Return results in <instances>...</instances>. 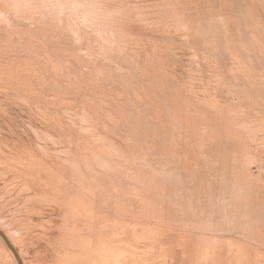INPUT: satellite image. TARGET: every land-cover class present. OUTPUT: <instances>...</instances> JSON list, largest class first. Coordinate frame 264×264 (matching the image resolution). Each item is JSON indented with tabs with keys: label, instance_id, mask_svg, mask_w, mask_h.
Masks as SVG:
<instances>
[{
	"label": "rangeland",
	"instance_id": "374dc122",
	"mask_svg": "<svg viewBox=\"0 0 264 264\" xmlns=\"http://www.w3.org/2000/svg\"><path fill=\"white\" fill-rule=\"evenodd\" d=\"M109 3L111 11L125 4L139 7L138 12L143 14L142 19L134 15L136 23L127 27H123L125 22L112 29L100 27L97 32L104 38L92 37L96 45L104 42L112 49L123 47L128 55L114 50L109 55L113 62L77 43L61 23L43 24L42 29L55 39L65 35L66 41L62 42L61 37L58 41L60 47L64 43L76 56L100 63L94 62L98 67L95 78L101 84L85 86L93 102L106 111L121 106L122 114L127 116L134 111L139 117L155 121L162 131L150 129L148 123L140 128L141 140L130 153L134 160L130 162L108 144L102 146L104 141H98L97 136L80 134L75 146H62L54 141L64 136L62 128L61 135L56 129L50 132L54 141L51 146L42 145L33 133L20 135L29 125L26 115L8 121L0 113V233L21 264H264V0ZM158 20L161 23L156 29L149 24ZM35 39L48 45L41 33ZM25 42L32 47L24 44L19 49L21 62L27 58L25 53L34 56L42 50L29 36ZM60 60V77L66 82L42 93L48 101L64 97L66 90L75 86L70 80L72 75L63 70H83L67 56L62 55ZM4 64L10 66L8 76L16 80L10 59ZM107 71L111 76L107 77ZM38 76L36 71L34 79L29 80L35 91L42 86ZM128 90L133 99L139 96L143 108L134 105ZM66 103L62 106L75 104L67 97ZM1 104L0 109L6 108L5 103ZM167 105L181 114L175 132L173 118L165 114ZM51 107L55 112L56 107ZM111 118L120 124L123 117L113 114ZM65 121L68 119L64 115ZM7 126L20 133L11 134ZM146 138L154 153L146 150ZM75 149L93 164L92 172L89 170L93 180L87 179L108 186L112 193L122 191L123 199L135 200L118 184L125 183L133 191L142 182L165 184L171 198L168 194L169 201L163 205L130 200L120 203L122 208L112 200L111 211L108 208L96 220L81 214L79 221L84 219L89 224L77 226L75 214L60 198V190L82 183L84 175L78 172L76 163L71 166V160L62 170L66 179L59 186L50 174V161L56 156L68 161ZM154 169L165 172L164 177L156 178ZM149 204L156 207L152 210ZM0 264H19L1 236Z\"/></svg>",
	"mask_w": 264,
	"mask_h": 264
},
{
	"label": "bare ground",
	"instance_id": "6f19581e",
	"mask_svg": "<svg viewBox=\"0 0 264 264\" xmlns=\"http://www.w3.org/2000/svg\"><path fill=\"white\" fill-rule=\"evenodd\" d=\"M109 1L110 0H0V105H2L1 103L6 104V108L4 109L1 108L2 110L0 109L1 111L0 113L2 117L8 121H13L15 118L19 117V115L21 116L26 115L28 120H30L29 125L27 126L28 128H24L23 131L21 130L22 133H20V131L18 132L14 128H10L7 126L11 134L20 133V135L22 136L23 135L28 136L31 133H33L34 135H36L37 138L39 136V140L43 143L42 145H45V146H51L50 142L52 143L54 141L60 143V145L62 146H67V145L75 146L74 143L76 142L78 138H80L81 136L80 134H84L87 136L92 135L93 138L97 136V138H99L98 141H104L103 143L104 145L102 144V146L108 147L109 145V148L114 149L116 154L124 155L125 157L128 158V160H130V162H134L133 158H131L130 156V153L132 154L134 153L135 149H137V143L141 140V137L139 136L140 128L147 127V123H148L150 129L153 128L155 131H162L160 126L155 121H150L143 117H139L134 111H131L130 115L127 116L126 115L127 113L125 112H124V115L122 114L123 110L122 108H119L121 106L113 107L112 111L111 109L108 108V110L110 111L109 112V111H106L107 108H105L106 110H103L102 105H98L95 102H93L94 101L93 98L87 95L88 89L85 86H86V83H90V84L92 83V85L101 84L100 80H97L95 78V73L98 67L97 65L95 66L94 62H97V61H93L92 59H83V58L76 56L73 52L68 51L64 47L65 45L64 43L62 47H60L59 46L60 43L58 41L60 40V37H61L62 42L66 41L64 40L65 38H63L65 35L64 36L58 35V37L55 39L53 38L54 35L52 33L47 31L46 29H42L45 27V25L43 24L52 25V24H55V22L61 23L60 26H63V27L65 26L66 30H69L73 33V37L76 39V41H78L77 43H80L87 50L92 51L94 55H98L101 58H108L111 62H113V60L111 59L112 57H110L109 55L114 50L120 53L121 55H124V56L128 55L123 49V47L117 46V47H113L112 49L108 46H105L104 44L106 43L104 42H103V45L101 44L96 45L94 44L95 42L93 41L94 39L92 37L96 38L97 36L98 38L99 37L104 38V35L99 33L100 27H104V29H107V28L112 29L113 26H116V25L119 26L123 24L124 22L126 24H124L123 27H127L129 24L136 23L135 22L136 20H133L134 15L142 19L143 14L140 11L138 12L137 10L139 8V7L137 8L138 5L136 6L137 9H135L134 8L135 6L133 4H132L133 7L125 6V4L122 6L119 5L116 11H111L112 5L109 3ZM125 2L127 3V1ZM147 14H148V11H147ZM160 23L161 22H159L158 20L157 23L150 22L149 24L156 26V27H153L156 29L158 28ZM40 33H41V36L44 37L43 41L47 42L48 45L42 44L41 43L42 40L40 39L38 40L35 39L36 34H40ZM27 36H29V40L36 41L37 44L39 45V48H41L42 50L40 53H37L34 56L32 54L27 55L25 53L24 55L27 58L24 59V62H21L20 60H21L22 55H21V52H19V49L22 46H24V44L31 46L30 42L28 43L25 42V38ZM91 39H93L92 41L94 43L91 42ZM62 55L65 57L67 56L71 58L72 61H75L76 63H79L82 66L83 70L82 71L81 70L70 71L71 69L63 70L64 72H66V74L70 76L72 75L70 80L71 82H73V85L75 84V86L74 88H72L73 90H66L67 92H65L64 97L59 96L58 98H56L57 101L59 102L58 103L56 102V99L53 101L51 100L48 101L47 96L44 97L42 93L48 92L50 90H55L59 86H61V84L63 83L65 85L66 81L62 79V76L60 77L61 70L59 68L60 66L62 67V65L58 63V62H62L61 60L59 61ZM5 59H10L11 66H13V71L16 76V80L11 79L8 76L9 74L8 70L10 69V66H7L4 64ZM131 59H132V56H131ZM48 62L50 63V65H48ZM135 63L137 64V62ZM49 66L51 67V69L49 68ZM121 69L123 68L121 67ZM36 71H38L39 73V76L37 77V79L42 81V86H38V88H36V91H35L33 89L32 83L29 80L34 79V76L36 75ZM106 73L108 77V75H110L109 71H107ZM106 80L108 79L106 78ZM137 83H139V81ZM135 90L139 94L142 93L138 89H135ZM60 92L61 91L59 89V93ZM127 93L130 99H133L134 96L130 93L129 90L127 91ZM66 97H67V100L74 101L76 105L75 104H72L73 106L67 105L69 108L65 109V107L67 106H64V105L62 106V104L63 103L68 104L66 103ZM59 98H62L63 100H60ZM138 98L133 99L135 103L134 105L135 106L137 105V107L139 108L141 107L143 108L142 103L141 101L138 100ZM112 101L113 100L111 99V102ZM108 103L110 104V102ZM103 104L104 106H106L105 103ZM58 105L60 106V108L58 107ZM74 105L76 106V108ZM115 105H118V104H115ZM51 106L56 107L57 112L51 111L50 110L52 108ZM73 108H75V110ZM164 110H165L166 115L170 114V116L173 118L172 131L173 132L177 131V127L179 126L177 117L181 116L180 112H178L179 110L174 109L173 106L164 107ZM113 114L114 115L120 114V116L123 117L120 119V124L119 123L117 124V122L113 118H111ZM64 115L68 119L67 122L65 121L66 123L62 122ZM5 124L7 125V122ZM61 128L65 132L64 136H61L58 139V141L57 140L53 141L52 139L53 137L52 138L50 137V132L56 129V131H59L61 135V132H60ZM103 136H106V137H103ZM135 140H136V143L134 144L135 145V148H134L133 142ZM148 140L149 138H146L145 140L146 150L151 153H154L155 151L153 150L154 149L153 145H151L150 143L147 144ZM153 140L155 141V138H153ZM153 140L151 139V143H153L152 142ZM96 145H99V144H96ZM132 147L134 148V150H132ZM87 152H90V151H87ZM78 153L79 151L76 150L74 155L73 156L71 155L68 161L63 162L62 159L59 158L58 156H56L54 159L50 161V165H51L50 174L57 178L56 184L58 186L60 183H63L64 180L66 179V174H64L62 170L65 168L66 163H69L70 160H71V166H73V162L76 163L78 167L77 169L78 172H81L84 175L85 180L84 179H83L84 181L81 180L82 183L77 182V184H73L72 186L67 185L68 188L60 190V193H61L60 198L65 200V207L67 208V210L69 212H72L71 214H75L76 221L74 223L77 226H79L80 224L81 226L89 224L88 222L84 221V219L83 221H79V219H81L82 217L81 214H84V216L87 217L88 219L96 220L97 215L107 212L108 208L111 211L112 200L115 201V204L116 203L119 204L118 205L119 208H122L120 207V203L123 202L124 204H126V201L129 202L130 200L132 202H136L137 200H140V201L143 200L142 203H147V200H148V201L156 202L155 204L157 205H163L165 202L169 201L167 200V195L170 193L166 191L165 184L161 183V184H158L157 186L152 182L148 184H146L145 182L137 184L134 186L135 189L133 191H129V188L127 189V185L125 183L118 184L120 186H123L127 190V192H129L130 195L134 196V199L135 200L137 199V200L135 201V200L129 199L128 201L126 199H123L122 197L124 195L122 191L112 193L110 192L111 188L110 189L107 188L108 186L106 187L104 185H99L94 182H91L90 179H87L90 177L91 180H93V178L89 174V170L92 168L91 165L93 166V164L89 158H87V160H84ZM109 153H112V152H109ZM48 156H49V152H48ZM83 156L85 155L83 154ZM102 162L105 165L104 163L105 161H102ZM114 164L116 165V163ZM118 164H122V163L118 162ZM95 167L97 168V166ZM133 168H135V166ZM90 171L92 172V170ZM164 173L165 172H157L154 169L152 174L156 176V178H159V176L161 175L162 177H164ZM161 179H164V178H161ZM138 180L136 181V183H139ZM170 198H171V194H170ZM151 207L153 210L156 207V205L154 208H153V205H150V208ZM114 208L115 210H117L116 206ZM117 212L119 213V211ZM99 224L100 223H98V225ZM6 241L8 242V240ZM9 246L10 248H12L10 244ZM16 259L18 263L21 264L18 258V255Z\"/></svg>",
	"mask_w": 264,
	"mask_h": 264
},
{
	"label": "water",
	"instance_id": "95a60500",
	"mask_svg": "<svg viewBox=\"0 0 264 264\" xmlns=\"http://www.w3.org/2000/svg\"><path fill=\"white\" fill-rule=\"evenodd\" d=\"M0 236L3 238V240H4V241L7 243V245L9 246L8 242H7L6 239L3 237V235L0 234ZM9 248H10V246H9ZM10 249H11V251L14 253L15 257L17 258V253H16L12 248H10Z\"/></svg>",
	"mask_w": 264,
	"mask_h": 264
}]
</instances>
